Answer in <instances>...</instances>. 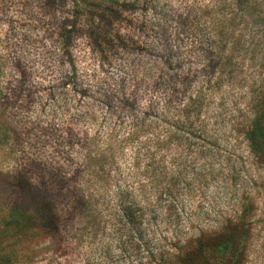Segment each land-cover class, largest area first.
Returning a JSON list of instances; mask_svg holds the SVG:
<instances>
[{"label": "rangeland", "instance_id": "obj_1", "mask_svg": "<svg viewBox=\"0 0 264 264\" xmlns=\"http://www.w3.org/2000/svg\"><path fill=\"white\" fill-rule=\"evenodd\" d=\"M146 1L125 13L132 26L117 24L121 41L97 50L82 33L65 43L72 0H0V216L14 200L43 198L60 224L48 237L37 220L22 217L18 232L3 237V247L30 248L25 256L31 264H155L158 252L176 254V242L237 216L241 196L249 192L252 236L243 264H264V162L245 138L264 97V0H254L255 9L245 14L231 8L214 12V0H164L169 15H181V22L167 21L164 38L183 61L181 77L166 84L156 70L152 78L143 75L165 44L157 35V50H151L156 55L150 54L154 33L145 28L153 26V2ZM206 51L215 66L213 85L205 90L213 97L219 129L213 156L197 152L194 140L188 149L168 143L161 165L168 180L182 178L181 188L161 197L151 187L154 172L141 176L135 194L157 214L147 215L142 230L126 233L113 188L83 202L76 182L82 177L81 153L91 138L100 135L102 148L133 131L131 124L149 103L179 102L203 86ZM153 247H159L155 257Z\"/></svg>", "mask_w": 264, "mask_h": 264}, {"label": "trees", "instance_id": "obj_2", "mask_svg": "<svg viewBox=\"0 0 264 264\" xmlns=\"http://www.w3.org/2000/svg\"><path fill=\"white\" fill-rule=\"evenodd\" d=\"M146 2V0H72L73 10L67 20L69 28L65 29L62 37L69 45L74 34L82 33L98 48L97 50L102 48V43L113 42L114 39L121 41L117 24L125 20L132 26L133 22L126 19L125 13H134ZM151 2L153 26L145 28L154 33L149 47L150 54L156 55L151 50H157L155 44L157 35L165 44L155 60H150V65L143 69V75L148 79L152 78L156 70L162 84L175 82L181 77L177 73L182 69L183 61L177 59L176 51L166 42L164 27L170 17L181 22V15L176 13L169 15L164 0ZM253 2L254 0H214L213 10L220 14L231 8L245 14L255 9ZM214 22L218 23V20ZM138 29L145 33L144 27L140 26ZM205 57L209 59V63L202 71L203 86H199L179 102L168 99L160 107L154 102L149 103L147 109L140 113L141 119L137 118L135 123L131 124L133 131L124 133L121 139L115 137L111 143L103 142L102 148L98 147L102 144L97 140L100 135L91 138L84 153H81L82 177L76 182L80 185V190L83 189V202L91 203L95 201V195L113 188L119 193V198L115 199L117 214L122 229H127L126 233L133 234L134 231L142 230L147 224L145 219L147 215L157 214L154 206L148 210L135 194L141 187L143 181L141 176H145L148 171L154 172L150 179H155L156 182H152L151 187L159 192L161 197L165 190H171L172 193V188H181L182 178L178 175L168 180L165 167L161 165L166 156L165 146L168 143L174 141L177 146L183 143L188 145V149L194 140L198 145L197 152L203 156H213V140L218 138L219 129L213 124V97L205 93V90L206 87L213 85L215 66L209 51H206ZM219 105L216 110L219 109ZM255 112L246 129L245 138L251 152L258 160L264 162V97L257 104ZM176 173L181 172L178 170ZM244 182L247 183L248 179ZM240 202L237 216L224 220V223L219 224L213 231H204L183 243L176 242V254L171 253L170 249L158 252L159 257L155 264H243L248 249L247 243L252 236L251 218L254 202L250 199L249 192L241 196ZM49 206L45 199L32 197L22 204L14 200L6 208L0 216V264H31V256H25L30 248L3 247L5 241L2 239L4 236L11 238L18 232L22 217L37 220L38 227L43 230L44 235L53 236L52 233L59 230L60 224L57 212ZM158 248L153 247L150 253L152 257H155ZM137 264L151 262L139 260Z\"/></svg>", "mask_w": 264, "mask_h": 264}]
</instances>
